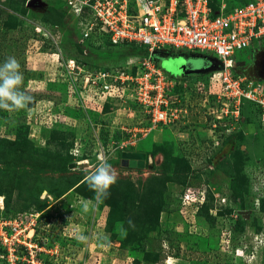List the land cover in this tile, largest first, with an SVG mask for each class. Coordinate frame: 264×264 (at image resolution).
<instances>
[{
    "label": "rangeland",
    "instance_id": "obj_1",
    "mask_svg": "<svg viewBox=\"0 0 264 264\" xmlns=\"http://www.w3.org/2000/svg\"><path fill=\"white\" fill-rule=\"evenodd\" d=\"M27 1L0 0V37L1 28L23 26L25 19L29 23L31 19L62 20L57 25L50 21L43 25L44 30L54 35L63 32L59 48L76 62L95 67L91 70H115L121 65L131 68L140 59L137 50L122 43L111 46L98 40L90 48L77 46L80 29L66 5L49 0L45 8L34 9L27 7ZM225 1L239 5L248 0ZM29 23L14 30L15 37L10 38L13 47L5 41L11 35L9 29L5 40L0 39V50L4 48L0 63L13 56L22 63L20 71L28 68L21 90L26 93L23 84L26 88H47L43 100H32L18 110L0 109V264H29L23 260L25 255L29 258L26 249L13 244L18 238L37 245V252L32 253L35 262L30 264H151L150 257L159 254L164 240L169 248L154 264H231L232 259L237 261L233 264H264V227L260 229L264 223V133L256 113H246L249 117L242 120L245 111L241 108L239 120L232 107L219 102L218 87L208 82L212 70L180 78L171 98L177 97L172 105L180 120L170 128L153 131L133 146L149 159L144 167H132L119 154V147L131 135L125 129L148 124L149 115L130 98L104 95L99 84L85 85L74 71L65 70L56 49L48 46L49 38L45 34L40 38ZM80 48H85L82 56ZM183 52L192 54L187 49ZM236 56L245 62L239 71L264 82V46L238 51ZM179 63L180 58L166 57L160 66L171 74L170 67ZM214 114L238 119L232 131L243 132L244 137H233L231 144H225L208 160L212 168L206 165L203 149L201 155L190 158L189 167L182 160L187 157L181 144L195 149L202 146L199 140L205 135L204 122ZM240 144L245 148L240 149ZM99 153L113 171L121 169L109 190L133 188L136 197L143 196L156 179H165V189L179 192L185 177H209L208 193L213 192V199H207L206 207L211 210H206L214 220L208 221L204 215L201 218L191 206L180 203L176 212L161 211L157 219L150 218L151 211L139 199L118 204L109 218L106 198L86 180L101 164ZM73 161L82 162L84 168L70 169ZM128 170L134 172L125 176L122 172ZM232 170L239 171V180L249 176V196L237 202L228 195L224 174ZM190 182L195 186L201 183L196 179ZM241 217L248 223L244 230ZM9 244L11 248H7Z\"/></svg>",
    "mask_w": 264,
    "mask_h": 264
},
{
    "label": "built area",
    "instance_id": "obj_2",
    "mask_svg": "<svg viewBox=\"0 0 264 264\" xmlns=\"http://www.w3.org/2000/svg\"><path fill=\"white\" fill-rule=\"evenodd\" d=\"M62 1L69 8L68 13L77 20L80 29L79 43L83 44L88 38L93 37L100 42L108 41L114 45L128 43L134 47L146 48L148 51V54L140 56L136 65L131 68L123 66L115 70H91L87 67L85 69L86 64L76 62L73 57H67L61 47L59 48L63 32L61 35H54L48 31L45 33L48 40L53 42L55 54L61 58V66L65 70L74 71L85 85L99 84L104 95L130 98L149 115L148 124L125 129L131 135L121 141L119 148L122 152L128 148L132 149L153 131L170 128L173 123L180 120L177 108L172 105L177 97L171 99L173 88L180 83V78L161 68L154 59L155 51L187 49L192 53H204L217 58L221 66L209 72L208 79L211 85L219 89L217 99L227 105V108L232 107V110L238 113L239 120L243 102L245 100L252 102L260 111V126L264 133V82L249 78L239 71L238 68L242 65H238V62L243 60L236 56L238 51L246 49L253 51L264 46V0H249L232 7H229L225 0H221L217 10H214L211 0ZM58 30L57 28L56 31ZM239 120L225 119L221 114L210 115V119L204 122L206 125L203 131L207 138L202 142V146L200 144V148L197 149L192 147L193 150L184 144L181 146L191 153V157H195L194 154L201 155L203 149L205 158H209L219 149L224 139L222 135L232 133V128L236 127ZM98 158L101 163L104 162L102 153H99ZM117 170H114V173H118ZM124 171L122 173L125 176L134 172ZM141 172L140 170V174ZM199 184V186H195L194 183L187 184L179 197L182 206L188 205L197 211L206 200V187L203 183ZM13 244L37 252V249L34 250L37 245L31 241L18 238ZM5 247L3 245V248ZM162 247V252L166 253L167 242L163 241ZM7 248H11V245L9 244ZM33 252L27 253L32 255ZM28 259L25 255L23 260L30 263Z\"/></svg>",
    "mask_w": 264,
    "mask_h": 264
},
{
    "label": "trees",
    "instance_id": "obj_3",
    "mask_svg": "<svg viewBox=\"0 0 264 264\" xmlns=\"http://www.w3.org/2000/svg\"><path fill=\"white\" fill-rule=\"evenodd\" d=\"M249 1V0H248ZM248 1H245L244 3L248 2ZM219 1H216L214 2L213 0H211V5L213 6L214 10H217L218 9V5H219ZM54 4H59V5H63L65 4L64 1L62 0H58V1H55ZM229 7H232L234 5H230L228 3ZM43 21H45L47 24H50L52 22V24H57V23H61L62 20H59V21H55V20H47L46 19H43ZM51 21V22H50ZM61 21V22H60ZM76 21V25H77V20L75 19ZM4 24V22H3ZM5 26H7L5 24ZM11 27H14V26H11ZM8 28L10 27H5L4 29L7 30ZM79 33V36H80V32L78 31ZM96 39H94L93 37L92 38H88L83 44H85V46L88 48L90 47H93V46H96ZM78 41L75 42V44L78 46ZM106 44L108 45H111V46H116L114 44H111L110 42L106 41L105 42ZM48 46H50V48H55V46L53 45V42L51 40H48ZM81 45V43H79ZM119 45V44H118ZM123 45H127V46H131L133 47L135 50H137L140 54L141 57L147 55L148 51L146 48H143V47H134L132 46L131 44H128V43H123ZM81 47V46H80ZM79 48V47H78ZM80 55L82 56L83 53L85 52V48H80ZM89 53V51H88ZM66 56L68 57H71L70 54H65ZM86 66H88L90 69L91 68H95L93 66H90V64H88L87 62L85 63ZM119 68H123V66L121 65ZM102 69L104 70H109L111 69L110 67H103ZM135 69V68H134ZM177 79V78H175ZM179 79V78H178ZM177 79V80H178ZM242 108L244 109L245 111V114L241 116V119H246L249 117V114H246V113H250V112H253L256 117L258 118V121L260 122L259 120V117H260V111L257 107H255V105L250 102V101H247L245 100L243 102V106ZM18 110V109H17ZM169 128V127H167ZM239 130V129H238ZM260 130H261V126H260ZM262 131V130H261ZM203 134V133H202ZM242 135L244 137V133L240 132V131H233L232 133H230L229 135L227 134H223L222 136L224 137L223 141L221 142L220 144V147L219 149L213 154L211 155V157L209 158H206V161H207V166L209 168H212V164L209 163L208 160H210L216 153H219L222 149V147L229 143L231 144V140L234 139L233 137H237L238 135ZM112 137H110L111 139ZM206 133L204 135V137L201 136V139L199 140L200 142H204L206 140ZM246 146L245 144H240L238 145L240 149H242V146ZM128 150H131V148H128ZM182 150V149H181ZM157 151H161V150H157ZM187 157V160L186 159H183L182 160H185V164L189 167L190 164H192V161L190 160V158H192L190 155L191 153H188L186 154L185 151H183ZM122 151L120 150V153L121 154ZM148 154H146V160L148 158L147 156ZM175 162H178L177 159H175ZM239 172V171H238ZM237 172V170H232L230 171L228 174L227 173H224L225 175H227L226 177L228 178V180L226 181L227 182V189H228V195H230V197H234L235 198V202L239 200H241V198L244 197V199L246 197L249 196V193H250V190H249V181H248V177L246 176H243L244 180H239L238 176H239V173ZM189 178V179H188ZM247 178V179H246ZM200 180L201 183H204L205 184V187H206V201L208 198H211L213 199V192H209L208 193V188L210 187V178L208 177L207 179L204 178V175H201V177L199 176H192V175H189L187 178L185 177V179L181 180L183 181V183H185V186L184 188L182 189V191H177L175 192L174 190H171V189H165V184H166V181L165 179H156L154 180V185H152L149 189H147L144 193H143V196H139V197H136V194L137 192L133 189V188H129L127 187L126 189H122L124 186H120V187H115V189H112V191H110L108 189L107 191V194L104 195V197L106 198L107 202H108V205H110V209H109V214H108V217L111 218V215L112 213L114 212V210L116 209V206L118 204H126L127 202H129L130 200H133V199H139L141 201H143V205L146 203L147 205V208H149V210L151 211V214H148V216L151 218L152 216L155 217V219L158 218V215H159V212H170L172 213L173 212H176L177 209L179 208V202H180V193H182L184 190H185V187L187 186V184L191 183L190 181L192 180ZM85 182V181H84ZM181 183V182H179ZM182 183V184H183ZM90 197L93 196V194H89ZM109 197V199H107ZM40 198V197H39ZM231 199V198H230ZM46 198H41V201L42 202H46ZM147 200L149 202H147ZM206 201L199 207L197 213H199L200 217L202 218V215H204L205 217L207 216L208 218V221H213L214 220V217H210V215H208V209L211 210V208H207L206 205ZM207 209V210H206ZM205 211V212H203ZM264 211V210H263ZM240 220L242 221V224H243V230L246 228V226H248L247 224V221L246 219L244 218H240ZM261 230L263 229V223H261ZM169 241V240H168ZM163 254H162V251L159 250V254L158 255H154L152 257H150V260L152 261L151 264H154L156 263L157 261L160 260V258H162ZM205 262V261H204ZM231 264L233 263H237V261L234 259L230 260ZM191 264H196L194 262H191ZM198 264H204L203 262H199Z\"/></svg>",
    "mask_w": 264,
    "mask_h": 264
},
{
    "label": "clouds",
    "instance_id": "obj_4",
    "mask_svg": "<svg viewBox=\"0 0 264 264\" xmlns=\"http://www.w3.org/2000/svg\"><path fill=\"white\" fill-rule=\"evenodd\" d=\"M43 1L47 4L46 0ZM23 79V72L20 71V64L15 57L9 56L4 62L0 63V109H22L27 107V105L31 102L32 98L24 93L20 88V85L23 83ZM127 151L134 150L132 148ZM146 161L147 160L145 158V165H147ZM86 180L92 189L98 193L106 195L110 186L115 182L116 176L111 165L105 161L95 167V170L87 175ZM259 233L261 232H258V234ZM162 243L160 249L161 251L163 250ZM162 254L165 253L162 252Z\"/></svg>",
    "mask_w": 264,
    "mask_h": 264
},
{
    "label": "water",
    "instance_id": "obj_5",
    "mask_svg": "<svg viewBox=\"0 0 264 264\" xmlns=\"http://www.w3.org/2000/svg\"><path fill=\"white\" fill-rule=\"evenodd\" d=\"M46 2L43 0H28L27 6L29 7H42L45 6ZM163 54L162 51H155L154 59H158L159 55ZM163 59L168 58H180V63L177 67L173 68L171 66L170 73L173 76L183 78L189 76L190 74H201L210 70L219 69L221 62L212 56L206 55L204 53H192L186 54L183 51H167L161 56ZM160 62V61H158ZM162 62H160L161 64ZM245 62L240 61L238 65H243ZM122 157L129 159V165L132 167H144L146 154L139 151H124L122 152ZM84 168L81 163L73 161L69 164L70 169Z\"/></svg>",
    "mask_w": 264,
    "mask_h": 264
},
{
    "label": "flooded vegetation",
    "instance_id": "obj_6",
    "mask_svg": "<svg viewBox=\"0 0 264 264\" xmlns=\"http://www.w3.org/2000/svg\"><path fill=\"white\" fill-rule=\"evenodd\" d=\"M46 6V5H45ZM45 6H42V7H29V6H27L28 8H34V9H43V8H45ZM29 18V17H28ZM30 21H32V23H29V21L28 20H23V22L24 23H29L32 27H33V30L34 31H36L38 34H40V38H42V36L47 32V31H45L44 29H45V27L43 26V25H45V24H47L45 21H43L42 19H39V21H33L32 19L30 20ZM23 23V26L22 25H18L16 28H8L10 31H11V35H10V37H7V32L9 31L8 29L7 30H5L4 28H1L2 29V34L1 35H3L2 37H0V39H3V41L5 40V38H6V43H8L9 41H10V46H13V44L11 43V41H12V39H10V38H13V37H15L14 35H13V33H14V30H19V29H22V28H24L25 27V24ZM54 25H57V24H54ZM56 27V26H55ZM54 27V28H55ZM54 30H56V29H54ZM41 31H43L42 33H41ZM6 45V44H5ZM2 49H4V48H2L1 47V50L0 51H2ZM7 49L8 48H5V50L4 51H6V52H8L7 51ZM165 52H167V51H162V53L163 54H165ZM163 54H161V55H159V57H158V59H155L157 62L158 61H160V62H162V60H163V58L161 57ZM160 62H158L159 64H160ZM202 74H204V73H201V74H190L189 76H185L186 78L188 77H191V76H193V75H195V76H198V75H202ZM184 77V78H185ZM180 78V77H179ZM244 149V148H243ZM128 162H129V160L128 159H126ZM40 249H42L41 247H40ZM25 251H27L28 253L31 251V252H33V249H29L28 247L26 248V250ZM30 254V253H29ZM28 257H29V259H28V261L30 262V263H33V261H34V258L32 257V255H28ZM29 263V264H30Z\"/></svg>",
    "mask_w": 264,
    "mask_h": 264
},
{
    "label": "crops",
    "instance_id": "obj_7",
    "mask_svg": "<svg viewBox=\"0 0 264 264\" xmlns=\"http://www.w3.org/2000/svg\"><path fill=\"white\" fill-rule=\"evenodd\" d=\"M11 43L12 44H14V40L13 41H11ZM11 47H13V46H11ZM20 64H22V63H20ZM26 70H28V68H27V66H25V68H24V71H23V69L21 70L22 72H23V75H25L26 74ZM25 73V74H24ZM21 86V85H20ZM43 86H44V84H43ZM45 87V86H44ZM22 88H24L25 89V91H26V93H27V95H29L31 98H32V100H36V101H38V100H43L44 98H46L47 97V88L45 87V88H43L41 85H40V87H39V85L37 86V87H32V86H29L28 88H26V86L24 87V84H23V87ZM46 91V92H45ZM55 93V92H54ZM57 96V98H54L55 99V101L57 102V100H58V95H56ZM31 100V101H32ZM242 148H244V145L242 146ZM170 258V257H169ZM171 259V258H170ZM185 262H187V261H184L182 264H185ZM188 264H191V261L190 262H187Z\"/></svg>",
    "mask_w": 264,
    "mask_h": 264
},
{
    "label": "bare ground",
    "instance_id": "obj_8",
    "mask_svg": "<svg viewBox=\"0 0 264 264\" xmlns=\"http://www.w3.org/2000/svg\"><path fill=\"white\" fill-rule=\"evenodd\" d=\"M82 163V162H81ZM85 163V162H84Z\"/></svg>",
    "mask_w": 264,
    "mask_h": 264
}]
</instances>
